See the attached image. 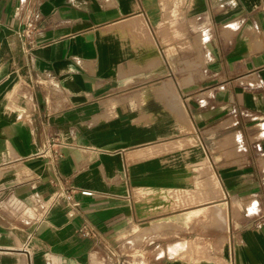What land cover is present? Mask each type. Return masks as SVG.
Returning a JSON list of instances; mask_svg holds the SVG:
<instances>
[{"label":"crops","instance_id":"crops-1","mask_svg":"<svg viewBox=\"0 0 264 264\" xmlns=\"http://www.w3.org/2000/svg\"><path fill=\"white\" fill-rule=\"evenodd\" d=\"M0 264H264V0H0Z\"/></svg>","mask_w":264,"mask_h":264},{"label":"built area","instance_id":"built-area-1","mask_svg":"<svg viewBox=\"0 0 264 264\" xmlns=\"http://www.w3.org/2000/svg\"><path fill=\"white\" fill-rule=\"evenodd\" d=\"M24 8L20 4L15 8V16H19L23 12ZM27 17H25V21L23 24V27L19 31V36L23 39L27 47L34 46V33L36 31L37 22L39 21V15L34 12V10H27ZM63 146V143L60 141H53L52 143L46 145L44 149H42L41 154H47L49 158L52 159H58L62 156L61 154V148ZM82 195H91L92 193L88 190H82ZM78 205L77 202L72 203L73 207H76ZM74 212L70 209L66 211L67 216H72ZM83 235L87 237H95L96 231L92 226L88 225H81L78 229Z\"/></svg>","mask_w":264,"mask_h":264},{"label":"rangeland","instance_id":"rangeland-1","mask_svg":"<svg viewBox=\"0 0 264 264\" xmlns=\"http://www.w3.org/2000/svg\"><path fill=\"white\" fill-rule=\"evenodd\" d=\"M31 208L34 209L32 206H31ZM33 211H34V210H33ZM31 212H32V211H31ZM31 214H33V212H32ZM161 233H163V231H161Z\"/></svg>","mask_w":264,"mask_h":264}]
</instances>
